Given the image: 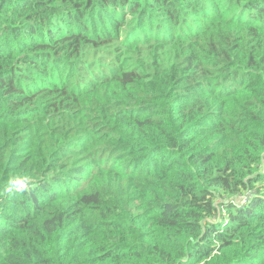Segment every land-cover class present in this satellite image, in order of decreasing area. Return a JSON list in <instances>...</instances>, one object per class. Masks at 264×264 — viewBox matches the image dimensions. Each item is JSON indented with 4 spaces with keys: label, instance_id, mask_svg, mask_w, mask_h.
Returning a JSON list of instances; mask_svg holds the SVG:
<instances>
[{
    "label": "trees",
    "instance_id": "16d2710c",
    "mask_svg": "<svg viewBox=\"0 0 264 264\" xmlns=\"http://www.w3.org/2000/svg\"><path fill=\"white\" fill-rule=\"evenodd\" d=\"M0 264H264V0H0Z\"/></svg>",
    "mask_w": 264,
    "mask_h": 264
},
{
    "label": "clouds",
    "instance_id": "9594fccd",
    "mask_svg": "<svg viewBox=\"0 0 264 264\" xmlns=\"http://www.w3.org/2000/svg\"><path fill=\"white\" fill-rule=\"evenodd\" d=\"M11 183H12L13 186H14L15 184H18L19 182H18V181H12ZM8 190H9V191H12V188L10 187Z\"/></svg>",
    "mask_w": 264,
    "mask_h": 264
}]
</instances>
